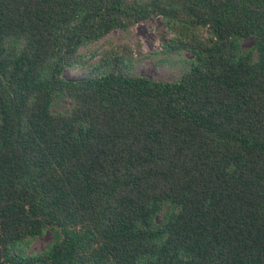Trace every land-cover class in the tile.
Here are the masks:
<instances>
[{"label":"trees","instance_id":"trees-1","mask_svg":"<svg viewBox=\"0 0 264 264\" xmlns=\"http://www.w3.org/2000/svg\"><path fill=\"white\" fill-rule=\"evenodd\" d=\"M151 14L177 76L62 75ZM0 264H264V0H0Z\"/></svg>","mask_w":264,"mask_h":264},{"label":"rangeland","instance_id":"rangeland-1","mask_svg":"<svg viewBox=\"0 0 264 264\" xmlns=\"http://www.w3.org/2000/svg\"><path fill=\"white\" fill-rule=\"evenodd\" d=\"M198 34L207 37L206 26L197 27ZM175 33L158 14L134 21L126 28H112L99 38L78 46L82 61L62 69L66 77H78L101 60L121 63L129 72L152 78L171 79L177 76L187 64L190 53L184 49L171 48ZM253 42L251 35L239 38L238 48L246 49ZM70 101L65 96H56L51 101L52 110H65ZM50 232L43 229L41 233L30 237L26 243L16 247L26 253L41 249L50 239Z\"/></svg>","mask_w":264,"mask_h":264}]
</instances>
